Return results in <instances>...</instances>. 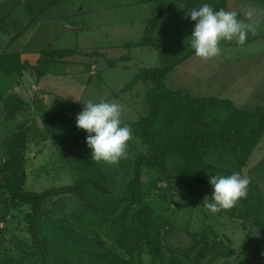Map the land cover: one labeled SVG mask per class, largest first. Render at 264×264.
<instances>
[{"label":"rangeland","instance_id":"obj_1","mask_svg":"<svg viewBox=\"0 0 264 264\" xmlns=\"http://www.w3.org/2000/svg\"><path fill=\"white\" fill-rule=\"evenodd\" d=\"M247 6L256 9V34L249 33L243 46L235 41L221 42V55L205 62L190 45L196 22L186 17L189 9L168 0L166 17L153 34L173 65L164 86L186 91L193 98L230 100L241 110L264 106V0H229L226 10L236 11L244 20ZM41 12V19L48 18V22H35L28 29L22 25L24 17L30 21L40 18ZM157 13L156 2L146 0L1 3L0 57L7 59H3L6 63L12 67L37 65L42 53L57 54L51 57L40 80L31 71H24L21 77L0 72V94L17 93L26 102L25 110L13 121L4 119L0 102V164L4 138L28 130L27 190L43 193L83 183L88 199L101 207L112 205L124 194L134 160L149 154L133 124L149 114L145 97L153 86L141 78L133 90H121L145 70L162 67L157 49L127 45L145 37L149 21ZM88 99H106L123 106L122 120L131 126L133 139L128 158L117 165L92 160L86 143L88 133L76 126V117ZM205 160L214 167L208 170L214 175L219 167L227 168L235 162L231 152L213 150ZM176 162V156H171L168 167ZM242 175L251 180L246 199L264 220V137ZM142 181L144 202L152 209L154 219L148 220V228L130 219L126 224L135 231L146 230L161 245L163 264H264V234L241 218L243 199L236 205L239 209L213 214L204 201H196L189 194L184 179L179 176L178 180L176 173L169 178L146 168ZM30 214L29 207L14 204L7 193H0V264H42L29 232ZM162 222L167 224L163 226ZM37 223L40 240L47 249V264H106L91 255L101 248H117L110 220L92 214L74 195L49 197ZM137 259L139 264H161L145 248Z\"/></svg>","mask_w":264,"mask_h":264},{"label":"trees","instance_id":"obj_2","mask_svg":"<svg viewBox=\"0 0 264 264\" xmlns=\"http://www.w3.org/2000/svg\"><path fill=\"white\" fill-rule=\"evenodd\" d=\"M146 1L156 2L157 16L149 21L145 37L140 42L129 44L127 47L157 49L162 67L145 70L121 90V92L133 90L141 78L145 84L153 86L145 97L149 114L133 124L137 138L148 149L149 154L134 160L131 179L121 197L117 198L112 205L101 207L88 199L83 183L51 188L43 193L27 190L25 188L26 153L29 132L22 129L4 138V157L0 164V193H7L12 203L25 205L31 209L29 232L42 264H47V249L40 240L38 218L49 197L67 195L78 197L88 211L111 222L110 227L115 235L113 244L120 250L114 246L101 248V251L91 255L92 259L106 262V264H139L137 258L145 248L154 261L163 264L161 245L146 230L135 231L126 224L130 219L131 223L148 228L150 225L148 220L154 219L152 209L144 202L146 197L142 190L144 169L158 170L164 177L169 178L176 173L178 180L179 176L184 179L182 183L187 186L189 194H193L196 201L203 202L206 198L208 202H212L213 188L211 190L210 178L214 175L212 171L214 167L205 160L208 151L233 154L235 162L227 168L219 167L216 175L227 176L233 172H239L242 175L249 158L258 148L264 135V106L255 110H241L230 100L193 98L186 91H173L164 86V80L173 70V65L167 52L162 48L160 40H155L153 34L166 17L168 0ZM171 1L182 4L189 10L199 8L205 3L212 5L216 10L220 8L226 10L229 2V0ZM19 35L21 33L12 37V40ZM55 55L57 54L54 52L42 53L37 65L22 63V66L18 65V67H12L11 64L6 63L7 59L0 57V72L4 76L16 74L21 77L24 71H31L40 80L52 61L51 57ZM0 102L2 115L6 121L17 119L26 107L25 100L17 93L2 92ZM171 156H176L177 162L173 167H168ZM88 159L91 161V158L88 157ZM210 168L212 170L208 171ZM242 201L245 209L240 212L241 218L252 222L260 234H264V220L260 217L259 211L247 199ZM232 209L235 211L239 208L235 206ZM259 241L262 242V240ZM119 251H123L124 254H119Z\"/></svg>","mask_w":264,"mask_h":264},{"label":"clouds","instance_id":"obj_3","mask_svg":"<svg viewBox=\"0 0 264 264\" xmlns=\"http://www.w3.org/2000/svg\"><path fill=\"white\" fill-rule=\"evenodd\" d=\"M186 17L196 22L190 37L191 48L205 62L221 55V42L235 41L243 46L249 33L256 34L259 24L253 6H247L244 20L238 18L236 11L224 8L216 10L207 3L199 8H190ZM122 115L123 106L119 102L106 99L99 102L88 99L84 102L82 112L76 117V126L88 133L86 143L95 162L117 165L128 158L133 130L123 122ZM250 182V177L239 172L227 176L212 175V202L205 198V208L213 214L231 210L240 200L247 198Z\"/></svg>","mask_w":264,"mask_h":264},{"label":"crops","instance_id":"obj_4","mask_svg":"<svg viewBox=\"0 0 264 264\" xmlns=\"http://www.w3.org/2000/svg\"><path fill=\"white\" fill-rule=\"evenodd\" d=\"M20 1V0H19ZM22 2H25V0H22ZM1 3H3V4H6V0H0V5H1ZM18 5V4H17ZM43 12H44V10H43ZM43 12H41L40 14V18H34V19H32V20H30V21H28V19H24L23 18V20H22V25L23 26H25L26 27V29H28V27H30L31 25H33L35 22H36V24L38 23H43L44 21H47L48 20V18H42L41 19V17L44 15V13ZM4 13H5V11H4ZM4 13H2V19H4L5 17H6V15H4ZM15 21H18L17 19H14ZM34 20V22L31 24V21H33ZM50 20V19H49ZM48 22V21H47ZM25 29V30H26ZM22 35V34H21ZM40 56V55H39ZM263 137H264V135H263ZM262 137V138H263ZM261 141H262V139H261ZM261 141H260V143H261ZM260 145V144H259ZM259 147V146H258ZM247 164H248V162H247Z\"/></svg>","mask_w":264,"mask_h":264}]
</instances>
